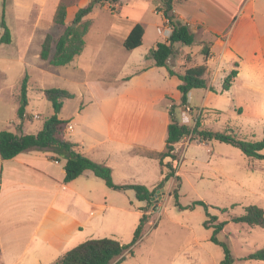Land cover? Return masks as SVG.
<instances>
[{
  "label": "rangeland",
  "instance_id": "1",
  "mask_svg": "<svg viewBox=\"0 0 264 264\" xmlns=\"http://www.w3.org/2000/svg\"><path fill=\"white\" fill-rule=\"evenodd\" d=\"M3 1L0 0V131L12 130L21 121L17 115L19 94L22 79L27 73L30 75L29 105L26 108L27 119L23 125L26 128L23 131L36 133L54 113L53 105L44 93L47 88L61 87L78 94L65 100L61 111L63 118L70 119L83 100L101 96L99 91L102 87L124 76L127 73L125 66L138 63L142 53L149 52L157 42H166L161 29L164 16L157 10V6L162 9L163 1L122 0L123 10L126 8L130 14H137L138 17L127 19L124 15H115L109 9L98 6L92 19V24L95 23L93 31L87 37L88 57L78 60L80 66L75 69L71 64L55 66L50 60H44L40 56L44 34H52L56 41L65 32V27L55 23L52 13L46 11L36 37L29 43L27 24L19 25L11 14L5 19L12 25L14 42L2 43ZM201 1L207 5V11L216 5L237 18L243 13L241 10L244 3L249 0ZM263 1L255 2L259 4ZM64 2L67 4L69 0ZM194 4L193 1L188 2V6ZM136 18L145 26L147 33L142 50L131 54L123 48L124 34L111 28V25L117 22L134 25ZM71 22L72 19L67 24ZM102 46L107 52L99 51ZM177 46L186 52L197 53L196 62L203 63L201 44ZM214 48L218 52L219 47ZM54 50L55 43L51 57ZM227 74L222 69L219 74L213 75L211 79L216 90L209 96H206L205 88H195L191 101L194 110L185 105L180 106L177 109L178 119L194 126V119L199 116L203 128L214 131L232 129L238 138L262 140L264 94L260 97L245 92L244 81L237 84L231 93H224L221 88ZM261 81L264 88V76ZM83 93L86 94L82 96ZM36 115L40 118H35ZM73 123L75 125L74 120ZM73 132L69 134L73 135ZM190 143L185 154L179 155V162H175L176 174L180 175L181 180L166 181L162 188L165 195L156 194L154 200L156 204L161 202L160 206L151 214L143 238L134 247V254L127 251L120 264H221L225 257L223 247L211 240L213 228L204 225L206 220H209V226L214 222L208 217V211L217 216L219 221H228L218 237L229 244L235 259L233 264H264V260L246 258L264 247V227H251L247 223L231 219L235 215L244 214L249 205L264 208V159L249 157L239 148L218 140H197ZM176 189L178 198L175 196ZM126 191L109 188L106 195V218L98 230L92 232L95 234L92 238L113 236L123 244L131 243L142 215L139 214L142 212L141 206L145 202L138 200L135 194L131 198ZM198 200L205 201L209 205L208 210L199 204L193 208L179 207V204L190 206ZM39 240L38 237L32 240V246L24 259L38 264H56L53 258L58 257L55 252L52 253L55 248L48 243L44 244L43 254H34ZM82 241L84 236L73 244L76 246Z\"/></svg>",
  "mask_w": 264,
  "mask_h": 264
},
{
  "label": "crops",
  "instance_id": "2",
  "mask_svg": "<svg viewBox=\"0 0 264 264\" xmlns=\"http://www.w3.org/2000/svg\"><path fill=\"white\" fill-rule=\"evenodd\" d=\"M62 1L65 0H6L5 17L8 19L12 14L19 25L27 24L26 35L30 43L37 35L45 12L50 11L54 17ZM90 1L69 0L66 25H63L65 30L77 11ZM121 1L114 11L110 9L109 2L103 7L127 19L136 17L137 14H130L128 9L123 10ZM190 1L195 4L188 6ZM255 1L245 2L242 15L236 18L216 5L207 11V5L201 0H174V13L189 24L196 36L195 44H201L202 64H207L206 76L211 85L214 86L213 75L222 69L228 73L236 61L240 63L239 76L231 89L224 93H231L237 84L244 81L245 92L260 97L264 94L261 81L264 76V1L260 5ZM95 10L85 19H94ZM159 14L163 15V11ZM134 21V25L113 23L111 28L124 34V42L133 27L141 23L137 18ZM6 22L14 42L12 25ZM94 25L86 35L84 50L69 63L74 69L80 66L78 60L88 57L87 37ZM161 29L167 41L172 27L166 24L165 17ZM204 42H211L212 56L207 61L202 53ZM179 44H176L175 55L169 59V65L175 71L184 72L188 67L201 65L195 60L197 53L186 52L177 46ZM143 46L144 40L143 45L134 50H127L124 45L123 48L132 54L140 52ZM215 46L219 47L218 52ZM99 51L107 52L103 46ZM149 52L142 53L138 63L125 66L127 73L119 80L105 84L99 91L101 96L83 100L72 118H63L61 113L59 117L73 125V129L66 127L65 133L68 139L78 144V151L110 166L116 183H138L153 190L165 176L158 154L166 151L171 122L169 107L172 101L181 103L182 93L178 86L182 80L178 75H170L166 66H156L154 60L148 58ZM205 89L206 96H209L212 91ZM193 90L189 93L190 107H193ZM12 130L16 131V127ZM69 131H74L73 135ZM186 140L176 144L175 152L180 156L191 145ZM65 162V159L55 158L51 150L31 149L12 159H3L0 155V264H38L24 259L36 237L40 240L34 254H43L44 244L48 243L55 248L52 253L55 252L59 259L81 236H84V241L93 239L95 234L92 232L104 223L108 205L106 195L110 187L92 170H86L71 182H64ZM126 192L131 198L136 195L134 190ZM153 212L154 209L150 210V214ZM58 259L53 258V261L56 263Z\"/></svg>",
  "mask_w": 264,
  "mask_h": 264
},
{
  "label": "trees",
  "instance_id": "3",
  "mask_svg": "<svg viewBox=\"0 0 264 264\" xmlns=\"http://www.w3.org/2000/svg\"><path fill=\"white\" fill-rule=\"evenodd\" d=\"M121 0H91L85 7L80 8L71 24H69L65 32L55 41L53 35L48 33L43 41L40 56L44 60H50L52 65L65 66L82 53L86 45V35L92 25L91 19H85L98 6H103L106 2L110 3V9L115 10V6ZM156 2L157 0H153ZM163 1L162 9L165 19L172 27L171 34L166 42H158L153 47L148 58L154 60L156 66H166L170 75H178L182 83L178 89L182 93L181 103L177 104L174 101L170 103L169 111L171 122L168 127V138L166 151L158 154L165 176L159 185L153 190L146 185L138 183L118 184L113 178V169L103 163H99L85 154L78 151V144L66 137L65 128L69 120L61 119V113L64 102L67 99L75 97V94L70 90L61 87H51L45 90V96L49 100L54 109V113L48 117L43 127L36 133H25L23 131L24 122L27 119L26 108L29 105V80L30 75L27 73L21 82L19 94V107L17 111L18 118L21 119L16 127V131L2 130L0 131V155L3 159H12L19 154L31 149L51 150L55 153V158L58 160L65 159V177L64 182L68 183L81 176L86 170H92L98 177L102 178L106 185L117 191H125L132 189L136 193V197L140 201L146 202V205L141 207L142 216L135 230L133 240L129 244H123L120 240L112 237L93 238L86 240L72 249L68 250L62 257L58 259L56 264H120L125 259V253L129 251L134 254L135 245L141 241L144 236V230L150 223V210L156 209L159 205L153 199L156 197L157 191L164 187L166 181L171 178L181 180L180 175H177V166L175 162H179V155L176 151V144L184 139L193 141H211L218 140L226 142L239 148L245 155L257 159H264V137L262 140H246L238 138L232 129L226 131H214L208 128H203L200 117L194 119V126L187 123H182L177 117V109L180 106H189V93L195 88H209L215 91V87L210 84L207 78V64H201L193 67H188L184 72H177L169 65V59L176 53V44L193 45L196 42L195 33L192 32L188 23L183 22L174 13V0ZM5 4L3 1L2 26L4 29L1 37V42L9 44L12 42V34L5 19ZM68 15V5L62 1L55 13L54 21L59 25H66ZM76 24V25H75ZM145 35V27L141 23H137L123 45L127 50H134L143 45ZM55 43V50L53 45ZM202 53L206 61L212 56L211 42H204ZM240 74V63L235 62L232 68L225 76L222 91L231 89L235 79ZM190 107V106H189ZM194 110V107H190ZM178 189L175 196L178 198ZM179 204V203H178ZM204 205L207 210L209 205L203 201H195L190 206L179 204L181 209L194 207L195 205ZM227 211V209H223ZM208 217L214 222L209 226V220L204 222L207 228H213L211 240L223 247L225 257L221 264H233L235 262L232 250L227 242L219 239L218 234L225 228L228 221H219L217 216L207 212ZM234 222L247 223L251 227H264V208L258 205H249L245 208V213L235 215L231 218ZM247 259L264 260V247L249 254Z\"/></svg>",
  "mask_w": 264,
  "mask_h": 264
},
{
  "label": "built area",
  "instance_id": "4",
  "mask_svg": "<svg viewBox=\"0 0 264 264\" xmlns=\"http://www.w3.org/2000/svg\"><path fill=\"white\" fill-rule=\"evenodd\" d=\"M166 23L168 24V21H167V20H166ZM34 117H35V118H40L39 115H36V116H34ZM67 127H68L69 129H73V125H72L71 123H68Z\"/></svg>",
  "mask_w": 264,
  "mask_h": 264
},
{
  "label": "water",
  "instance_id": "5",
  "mask_svg": "<svg viewBox=\"0 0 264 264\" xmlns=\"http://www.w3.org/2000/svg\"><path fill=\"white\" fill-rule=\"evenodd\" d=\"M75 25H76V24H75ZM163 192H164V190L161 188V189L158 190V193H157V194H158V195H161ZM155 198H156V197H154L153 199H155Z\"/></svg>",
  "mask_w": 264,
  "mask_h": 264
}]
</instances>
